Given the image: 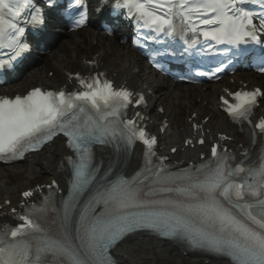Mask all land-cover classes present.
<instances>
[{"label": "snow or ice", "instance_id": "1", "mask_svg": "<svg viewBox=\"0 0 264 264\" xmlns=\"http://www.w3.org/2000/svg\"><path fill=\"white\" fill-rule=\"evenodd\" d=\"M81 2L75 0L76 5ZM244 3L245 0H118L116 8L127 9L136 19L138 31L150 30L156 36L181 39L191 34L190 46L200 43V38L232 47L260 45L255 20L262 18L264 24V12L248 10L242 7ZM259 3L264 8V0ZM30 4L31 0H0V47L9 48L12 59L28 48L20 39L25 29L18 27L16 19L21 9ZM39 20L33 14L25 23L34 25ZM85 24L86 13L81 12L75 28ZM94 63L85 61L88 65ZM221 70L217 67L215 72ZM259 71L264 72V66ZM104 75L69 73L68 79L79 84V91H44L37 87L23 97H0V158H22L58 134L67 138L72 151L66 157L71 169L70 186L62 208H55L49 193L39 207L33 205L27 215L19 217L23 221L20 226L0 230V264H41L46 256L57 257L59 264H114L111 251L128 235L142 230L160 238L186 239L194 246L228 257L231 264H264V156L248 168L240 164L232 167L227 149L222 154L219 145L213 144L214 166L202 164L195 174L185 172L181 176L167 175L163 167L167 158L162 157L158 169H147L153 178L151 192L164 197L160 200L146 198L148 193L140 187L143 172L132 177L117 173L112 179L100 176L94 164L93 145L116 144L119 158L121 144L127 151L139 142L145 148L146 164L150 165L157 143L138 125L137 120L144 119L139 111L135 112L136 119L127 118L129 106L143 105L144 96L133 100V92L114 89L111 81L101 79ZM229 95L236 103L221 97L227 115L235 123H252L253 108L264 92L255 89ZM191 126L201 135L196 142L205 144L203 128L195 114ZM254 127L264 134V119ZM110 168L114 169V165ZM241 174L246 179L237 182ZM98 179L105 183L93 187ZM49 187L54 188L55 181ZM22 195L27 199L33 192ZM226 204H232L236 212ZM50 211L57 212L58 219L46 226L41 221L47 220Z\"/></svg>", "mask_w": 264, "mask_h": 264}, {"label": "bare ground", "instance_id": "2", "mask_svg": "<svg viewBox=\"0 0 264 264\" xmlns=\"http://www.w3.org/2000/svg\"><path fill=\"white\" fill-rule=\"evenodd\" d=\"M57 29L63 31L58 37L67 35L68 39L64 42L65 44L57 42L58 38L54 33ZM64 30L49 27L44 40H56L48 54L52 59L48 68L58 70L61 80L48 79L43 72L46 65L39 66L36 64L37 61H33L23 73L26 80L24 82L17 81L10 86L0 88V95L24 93L27 89L32 88L33 84L35 86H50L51 88L63 85L69 86L73 83V80L68 79V74H73V63L77 62L79 70L82 72L90 71V69L92 72L102 71L114 81L115 86L124 85L146 96L147 106L144 113L147 116L153 115L152 123L148 122V128L158 136L160 153L163 156H169L172 161L198 162L200 155L205 153L204 149L196 148V145L193 149L184 145L186 140L195 142L201 136L191 126L193 114H195L196 122L200 124L202 119L206 118V123L201 124L204 138L215 140L218 134H226L230 138V142L226 144L230 149L233 151L236 149L238 151L247 150L248 154L251 155V159L256 158L258 147H253L250 144V129L244 126L238 128L231 125L219 110L218 97L223 94V89L237 87L239 83L249 86H264V78H259L251 73H237L231 78L233 80L232 86L227 80L226 82L208 84L207 88L190 85L184 86L183 89H177L165 79L148 71L143 61L131 52L128 46H124L118 41L112 42L107 38L105 39L93 22L89 23L86 29L77 33L68 34ZM86 60H94L95 63L88 65L85 64ZM204 103H206L205 107H203ZM163 104L167 105L166 108ZM158 109L163 110L161 116L153 114L154 111L158 112ZM263 114L264 107H261L257 111V116ZM160 119H164V123H167V127L161 134L159 129L154 128L155 122ZM58 141H54L57 150L54 151L52 145L50 148L46 147L45 153L49 156L44 162L33 156L26 160L24 166H0V205L3 206L0 211V223L7 219L6 213L11 208L10 206H13L19 199V195L15 196V190L8 186L11 177L20 179L17 192L29 188L36 178L35 172L37 169L47 172L49 180L56 179L60 181L62 174L60 173L61 166L59 162H63L64 156L69 155V153L64 150L63 143ZM165 148L167 155L164 153ZM172 148H176L174 155L169 153ZM97 154L104 165L107 163L110 165H123V171L127 175L136 171L140 166L141 152L137 147L129 157L119 155L118 158L111 151L105 149H98ZM205 154L207 155V153ZM118 159L119 162L117 163ZM60 184L63 183L60 181ZM6 201L10 202L9 207H6ZM139 237L127 239L116 247L115 254L118 261L124 264H162L164 260L170 259L175 253V249L169 244L145 237L138 239ZM211 263L227 264L218 261H212Z\"/></svg>", "mask_w": 264, "mask_h": 264}, {"label": "rangeland", "instance_id": "3", "mask_svg": "<svg viewBox=\"0 0 264 264\" xmlns=\"http://www.w3.org/2000/svg\"><path fill=\"white\" fill-rule=\"evenodd\" d=\"M57 38H58V41L57 42L62 43V44H65L64 42H66V39H68L67 35H64L62 37H57ZM51 61H52V59H50V56L47 54V55L42 56L41 58H39L37 60V63H39L38 64L39 66L40 65H46V68H45V70H43V72H44V76H46L48 79H50V80H61L60 74H59L58 70L55 71V70H51V68H48L50 66ZM78 68H79L78 63L77 62H74L73 63L72 72L75 71V70H77ZM25 80H26V76H22L19 81L20 82H24ZM222 80H225V78H223ZM33 85H35V84H33ZM175 88L182 89L183 87L176 86ZM261 89L264 92V87L263 86L261 87ZM204 104L205 105H203V107L206 106V103H204ZM163 105L166 108L167 105L166 104H163ZM54 150H57V146H54ZM48 156L49 155L46 154L45 151H44V152L38 154L36 157H38V159L40 161H43L44 162V161H46V159H47ZM24 165H25V163L23 162L21 164H18L17 166L19 167V166H24ZM36 171H38V172L35 173L36 174V178L34 179V181L32 183H44V182H46L48 180V173L47 172H45L44 170H41V169H37ZM19 181H20L19 178L11 177L10 178V184H8L9 188L15 190V193H16L15 196L16 197L18 195L17 186L19 185ZM162 264H204V263L202 261H194V260L182 258V257L178 256L177 254H173V256L170 259L164 260L162 262ZM209 264H212V263H209Z\"/></svg>", "mask_w": 264, "mask_h": 264}]
</instances>
